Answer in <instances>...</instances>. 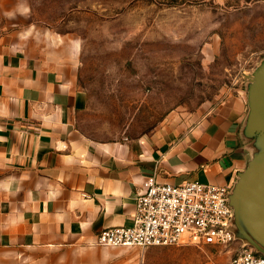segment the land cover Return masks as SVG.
<instances>
[{
  "label": "crops",
  "instance_id": "obj_1",
  "mask_svg": "<svg viewBox=\"0 0 264 264\" xmlns=\"http://www.w3.org/2000/svg\"><path fill=\"white\" fill-rule=\"evenodd\" d=\"M84 102L74 61L0 34V264H126L123 247L94 242L132 225L146 177L230 188L247 165L243 83L172 142L93 140L77 125Z\"/></svg>",
  "mask_w": 264,
  "mask_h": 264
},
{
  "label": "rangeland",
  "instance_id": "obj_2",
  "mask_svg": "<svg viewBox=\"0 0 264 264\" xmlns=\"http://www.w3.org/2000/svg\"><path fill=\"white\" fill-rule=\"evenodd\" d=\"M11 30L76 63L87 137L172 142L264 58V0H7ZM238 246L120 250L126 264H228Z\"/></svg>",
  "mask_w": 264,
  "mask_h": 264
},
{
  "label": "built area",
  "instance_id": "obj_3",
  "mask_svg": "<svg viewBox=\"0 0 264 264\" xmlns=\"http://www.w3.org/2000/svg\"><path fill=\"white\" fill-rule=\"evenodd\" d=\"M228 185L161 182L156 172L145 178L135 199L131 226L99 231L100 246L144 249L181 244L230 246L238 244L228 264H264V255L242 244L229 230L232 209Z\"/></svg>",
  "mask_w": 264,
  "mask_h": 264
},
{
  "label": "water",
  "instance_id": "obj_4",
  "mask_svg": "<svg viewBox=\"0 0 264 264\" xmlns=\"http://www.w3.org/2000/svg\"><path fill=\"white\" fill-rule=\"evenodd\" d=\"M243 88L247 112L239 135L249 159L229 188V230L235 239L264 255V58L245 75Z\"/></svg>",
  "mask_w": 264,
  "mask_h": 264
}]
</instances>
